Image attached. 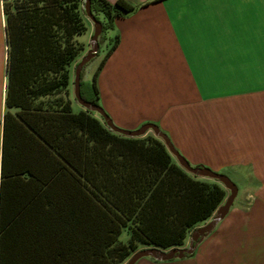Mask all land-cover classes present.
I'll return each instance as SVG.
<instances>
[{"label": "crops", "instance_id": "crops-1", "mask_svg": "<svg viewBox=\"0 0 264 264\" xmlns=\"http://www.w3.org/2000/svg\"><path fill=\"white\" fill-rule=\"evenodd\" d=\"M127 1L136 8L114 21L107 37L118 36L117 46L105 57V42L93 69L99 105L124 129L157 124L190 164L245 184L193 253L135 264H264V0ZM5 25L0 0V264H47V245L57 241L47 243L45 227L24 217L16 200L29 195L11 179L50 153L38 144L39 155L28 132L5 122L7 110H18L6 105ZM87 27L88 44V17Z\"/></svg>", "mask_w": 264, "mask_h": 264}, {"label": "trees", "instance_id": "trees-1", "mask_svg": "<svg viewBox=\"0 0 264 264\" xmlns=\"http://www.w3.org/2000/svg\"><path fill=\"white\" fill-rule=\"evenodd\" d=\"M90 2L107 57L118 43L107 32L136 6ZM3 10L6 105L18 109L7 110L5 122L28 132L39 155L38 144L50 153L30 160L28 176H15L11 185L29 195L16 200L27 209L24 217L45 227L47 243L57 241V247L47 245V264L56 255L57 264H122L147 246L184 245L215 215L228 189L183 168L155 134L123 135L93 111L73 108L69 90L83 49L75 37L88 29L84 0H3ZM97 73L84 83L82 70L80 92L99 104Z\"/></svg>", "mask_w": 264, "mask_h": 264}, {"label": "water", "instance_id": "water-1", "mask_svg": "<svg viewBox=\"0 0 264 264\" xmlns=\"http://www.w3.org/2000/svg\"><path fill=\"white\" fill-rule=\"evenodd\" d=\"M84 9L87 17L93 22L94 30L90 39V48L87 50L86 54L80 59V61L75 67L73 87L74 96L77 102L84 108L93 112H97L103 118L106 125L117 133L127 136H141L146 134L148 130H152L156 136L160 137L163 140L168 150L171 152V154L175 156L176 160L183 168L197 176L218 180L229 191V194L227 195L225 201L218 207L215 215L210 219V221L201 227H197L191 232L189 238V245L187 247H174L169 250H164L157 246L145 247L133 253L126 264H135L138 259L144 256H151L158 260H169L175 257L182 258L187 254L193 253L197 245L215 228L218 222L225 217L238 194V186L226 174L216 172L206 166L191 165L189 161L174 147L169 136L164 131H162L157 124L145 123L141 127L134 130L121 128L113 122V120L110 118V116L106 113V111L102 108L101 105L87 101L81 96V72L83 70V67L91 59L97 56L100 48L98 39L102 32V23L96 18V16L92 12L90 0H84Z\"/></svg>", "mask_w": 264, "mask_h": 264}, {"label": "rangeland", "instance_id": "rangeland-1", "mask_svg": "<svg viewBox=\"0 0 264 264\" xmlns=\"http://www.w3.org/2000/svg\"><path fill=\"white\" fill-rule=\"evenodd\" d=\"M106 34V32L105 33H103V36ZM85 37H86V32L85 33H83V34H78V35H76V40L77 41H79L81 44H82V46H83V49L81 50V53H80V55H79V57L77 58V61L79 62L80 61V59L86 54V49H85V46L84 45H87L89 48H90V42H88V44H87V41L85 40V41H83L84 39H85ZM82 41V42H81ZM104 50H105V46H104V44H101V46H100V48H99V54H98V56H95L92 60H90L86 65H85V67H84V69H83V75H82V81L84 82V83H89V82H91V80H92V75H93V69H94V67L96 66V64L98 63V60H99V56H101L102 54H103V52H104ZM69 97H70V99L73 101V104H74V106L75 107H78V105L80 106V104L78 103V102H75L74 101V87H73V84L71 85V87H70V90H69ZM76 99V98H75ZM192 165V164H191ZM194 166V165H193ZM236 184H237V186H238V196L240 197V196H242V194H243V192H244V186H245V184H242V183H240V182H235ZM228 193H229V191H228ZM211 219V218H210ZM210 219H208L206 222H204V223H202V224H200L198 227H201V226H203V225H205L207 222H209L210 221ZM196 229V228H195ZM191 234V233H190ZM190 234H189V236H190Z\"/></svg>", "mask_w": 264, "mask_h": 264}]
</instances>
